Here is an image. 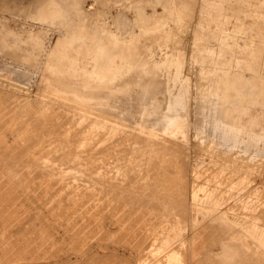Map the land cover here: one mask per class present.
I'll list each match as a JSON object with an SVG mask.
<instances>
[{"label":"rangeland","instance_id":"374dc122","mask_svg":"<svg viewBox=\"0 0 264 264\" xmlns=\"http://www.w3.org/2000/svg\"><path fill=\"white\" fill-rule=\"evenodd\" d=\"M0 264H264V0H0Z\"/></svg>","mask_w":264,"mask_h":264},{"label":"bare ground","instance_id":"6f19581e","mask_svg":"<svg viewBox=\"0 0 264 264\" xmlns=\"http://www.w3.org/2000/svg\"><path fill=\"white\" fill-rule=\"evenodd\" d=\"M65 136V135H64ZM61 137V136H60ZM62 139V138H61ZM71 143V142H70ZM69 143V144H70ZM27 144V143H26ZM79 153V152H78ZM77 153V154H78ZM114 157V156H113ZM7 158V157H6ZM96 160V159H95ZM107 164V163H106ZM125 164V163H124ZM83 171V170H82ZM169 180V179H168ZM150 186V185H149ZM157 190V189H156ZM157 195V194H156ZM171 195V194H170ZM3 197V196H2ZM16 197V196H15ZM14 197V198H15ZM12 198V197H11ZM12 200V199H11ZM12 205V204H11ZM11 210V209H10ZM8 216V215H7ZM17 220V219H16ZM153 222V221H152ZM153 228V227H152ZM4 230V229H3ZM225 231V230H224ZM14 234V233H13ZM240 234V233H239ZM147 238V237H146ZM151 242V241H150ZM144 243V242H143ZM223 243V242H222ZM151 245V244H150ZM190 245H192V244H190ZM238 245V244H237ZM242 245V244H241ZM146 246V245H145ZM135 247V246H134ZM207 247V246H206ZM182 248V247H181ZM229 248V247H228ZM231 250H232V248H231ZM178 251V250H177ZM225 251V250H224ZM226 251H227V249H226ZM139 252V251H138ZM182 252V251H181ZM223 252V251H222ZM140 254V253H139ZM235 255V254H234ZM163 260V259H162ZM243 260V259H242Z\"/></svg>","mask_w":264,"mask_h":264}]
</instances>
